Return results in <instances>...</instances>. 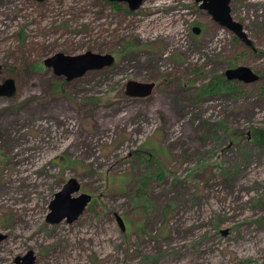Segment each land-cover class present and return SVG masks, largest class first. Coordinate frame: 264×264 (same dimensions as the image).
Returning <instances> with one entry per match:
<instances>
[{
	"label": "rangeland",
	"instance_id": "rangeland-1",
	"mask_svg": "<svg viewBox=\"0 0 264 264\" xmlns=\"http://www.w3.org/2000/svg\"><path fill=\"white\" fill-rule=\"evenodd\" d=\"M113 3L0 0V82L17 85L0 97V264H264V0L230 3L252 47L195 0ZM87 51L116 61L72 80L44 64ZM239 65L261 77L200 94ZM131 79L156 87L130 98ZM72 177L93 200L53 224Z\"/></svg>",
	"mask_w": 264,
	"mask_h": 264
},
{
	"label": "water",
	"instance_id": "water-1",
	"mask_svg": "<svg viewBox=\"0 0 264 264\" xmlns=\"http://www.w3.org/2000/svg\"><path fill=\"white\" fill-rule=\"evenodd\" d=\"M43 1V0H39ZM111 2H127L131 11L137 10L145 0H109ZM201 9L207 10L213 19L222 27L232 31L247 46L252 47L253 42L244 29V25L234 19L231 11V0H195ZM195 33H199V28H194ZM116 58L113 54H99L87 51L78 55H68L58 52L52 57L45 59L47 67H53L57 75H65L67 80H72L83 76L91 70H99L113 65ZM3 73V65L0 63V76ZM228 81H240L246 84L254 83L259 80L258 75L251 67L239 65L226 70ZM125 94L130 98H146L150 96L155 87V82H141L135 79L125 83ZM17 85L14 78H7L0 82V97H12L16 94ZM78 194V195H75ZM93 200L90 193L82 191V185L77 178H70L63 188L55 194L51 203L52 212L49 221L53 224L63 220L71 223L77 220L86 210ZM116 219L123 230L126 229L124 219L116 214ZM4 236L0 234V240ZM15 264H36V256L32 250L23 256H18Z\"/></svg>",
	"mask_w": 264,
	"mask_h": 264
},
{
	"label": "trees",
	"instance_id": "trees-1",
	"mask_svg": "<svg viewBox=\"0 0 264 264\" xmlns=\"http://www.w3.org/2000/svg\"><path fill=\"white\" fill-rule=\"evenodd\" d=\"M113 4L117 6V2H114ZM131 45H132V42L126 43L124 50L125 51L130 50L131 48L129 46ZM236 88H237L236 83L232 81H228L225 77L221 76V77L213 78L212 80H210V82L206 86H204L202 90H200V94L216 95V94H221V93H227L230 91H235ZM255 132L256 134H261V132L258 130H255ZM252 137L258 143L259 138L255 135H252Z\"/></svg>",
	"mask_w": 264,
	"mask_h": 264
}]
</instances>
